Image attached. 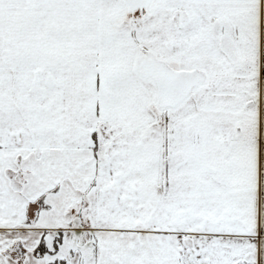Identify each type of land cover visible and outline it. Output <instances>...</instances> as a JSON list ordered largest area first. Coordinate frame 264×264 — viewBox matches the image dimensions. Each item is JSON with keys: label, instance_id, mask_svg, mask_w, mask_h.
<instances>
[{"label": "snow or ice", "instance_id": "obj_1", "mask_svg": "<svg viewBox=\"0 0 264 264\" xmlns=\"http://www.w3.org/2000/svg\"><path fill=\"white\" fill-rule=\"evenodd\" d=\"M0 264H264V0H0Z\"/></svg>", "mask_w": 264, "mask_h": 264}]
</instances>
